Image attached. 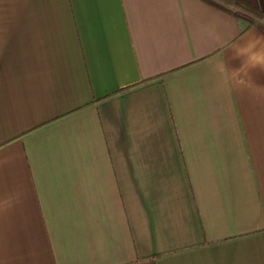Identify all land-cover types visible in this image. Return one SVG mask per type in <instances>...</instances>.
<instances>
[{
    "label": "crops",
    "instance_id": "obj_1",
    "mask_svg": "<svg viewBox=\"0 0 264 264\" xmlns=\"http://www.w3.org/2000/svg\"><path fill=\"white\" fill-rule=\"evenodd\" d=\"M249 34L202 0H0V264H264V72L219 70Z\"/></svg>",
    "mask_w": 264,
    "mask_h": 264
},
{
    "label": "clouds",
    "instance_id": "obj_2",
    "mask_svg": "<svg viewBox=\"0 0 264 264\" xmlns=\"http://www.w3.org/2000/svg\"><path fill=\"white\" fill-rule=\"evenodd\" d=\"M260 23L264 21L258 20ZM233 59L241 61L240 67L229 71L224 61H221L220 71L235 79L237 85L247 87L253 83L249 73L252 70L264 72V35L249 34L241 37L240 41L232 46Z\"/></svg>",
    "mask_w": 264,
    "mask_h": 264
},
{
    "label": "trees",
    "instance_id": "obj_3",
    "mask_svg": "<svg viewBox=\"0 0 264 264\" xmlns=\"http://www.w3.org/2000/svg\"><path fill=\"white\" fill-rule=\"evenodd\" d=\"M202 1L210 3V4L215 5L217 7L223 8L225 11L231 13L235 17H238V18L244 20L248 25H252L253 24L259 30L264 32V23L255 22V20H252V19L246 17L244 14H241L239 12L234 11V9H232L231 6H228L230 4L231 5H234V4L240 5V6L244 7V8H246V9L254 12L259 17V19H262L264 21V17L262 15V13L258 9H256V8L252 7L251 5H249L248 3H246V2H244L242 0H221L223 3L226 4V5L225 4L222 5V4H219L218 2H216L214 0H202Z\"/></svg>",
    "mask_w": 264,
    "mask_h": 264
},
{
    "label": "rangeland",
    "instance_id": "obj_4",
    "mask_svg": "<svg viewBox=\"0 0 264 264\" xmlns=\"http://www.w3.org/2000/svg\"><path fill=\"white\" fill-rule=\"evenodd\" d=\"M228 6H231L232 9H234V11L236 12H239L241 14H244L246 17L252 19V20H257L259 19V17L252 11L240 6V5H237V4H234V5H228Z\"/></svg>",
    "mask_w": 264,
    "mask_h": 264
}]
</instances>
